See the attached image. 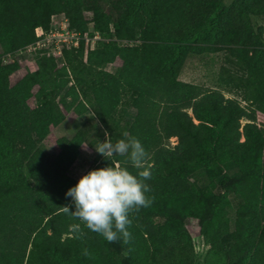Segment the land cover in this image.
<instances>
[{
    "label": "trees",
    "instance_id": "16d2710c",
    "mask_svg": "<svg viewBox=\"0 0 264 264\" xmlns=\"http://www.w3.org/2000/svg\"><path fill=\"white\" fill-rule=\"evenodd\" d=\"M86 11L102 36L95 48L37 51L36 68L11 81L21 64L7 53L59 13L89 31ZM251 15H264V0H0V264H199L192 224L209 246L205 264H264V26ZM220 52L215 87L180 79L190 55ZM89 110L111 142L124 132L142 142L154 202L130 213L128 243L82 224V239L49 236L41 261L40 231L18 211L37 201L49 217L71 198L87 133L48 137L69 112ZM112 160L137 171L126 156ZM111 164L99 153L89 171Z\"/></svg>",
    "mask_w": 264,
    "mask_h": 264
},
{
    "label": "clouds",
    "instance_id": "9594fccd",
    "mask_svg": "<svg viewBox=\"0 0 264 264\" xmlns=\"http://www.w3.org/2000/svg\"><path fill=\"white\" fill-rule=\"evenodd\" d=\"M108 137L107 132L105 133ZM121 139L113 143L108 138L95 146L98 153L110 158L112 164L95 168L82 175L78 183L70 187L66 196L72 198L75 210L64 206V212L81 223H74L69 230L74 238L82 239V224L88 230L101 235L109 243L123 238L124 243L131 239L129 226L130 213L148 208L154 202V196L148 195L151 187L150 155L136 136L124 132ZM114 155L126 156L131 166L137 169L133 174L127 166L112 160ZM84 255H89L85 249Z\"/></svg>",
    "mask_w": 264,
    "mask_h": 264
},
{
    "label": "rangeland",
    "instance_id": "374dc122",
    "mask_svg": "<svg viewBox=\"0 0 264 264\" xmlns=\"http://www.w3.org/2000/svg\"><path fill=\"white\" fill-rule=\"evenodd\" d=\"M231 1L232 0H225L226 3H230ZM85 15L90 21L89 26L91 29H89V31H92V12L86 11ZM62 16L63 13L56 14L54 19H51V23L55 26L62 24ZM251 21L255 29L260 25L264 26V15H251ZM222 54L223 53L220 52L190 55L180 73V79L215 87L217 84L218 72L222 63ZM17 58L20 60L21 68L11 76V81L13 83L18 78L25 75L28 70H34L36 68L33 55L25 53L23 55H18ZM59 63L62 64V61ZM119 63L120 61L118 60L116 63L108 65L107 69L115 70ZM32 103L34 104V101H32ZM257 121L264 124L263 113H258ZM102 131L104 135L102 134ZM77 133H81L84 140L87 133L86 140L81 149L80 158H78L70 170L71 175L77 176L79 180L82 175L89 171L90 165L96 158L95 155L97 151L95 146L103 142L107 137L105 135V129L102 127L94 113L89 110L82 114H78L76 111L69 112L67 118L61 124L52 128L48 140L50 143L55 144L59 137H73ZM171 142L172 144H175L176 138H172ZM64 206H69L71 211L75 210V205L72 202V198H70L58 212L49 217H45L44 212L37 201H32L18 211L20 216L31 220L36 225V232L40 231L36 244V259L43 260L40 257L41 248L49 244V236H52L58 241L64 240L70 234L69 226L80 222L66 214L64 212ZM189 230L195 249V261L199 264H205L207 260L211 258L208 253L209 246L195 224H192L189 227Z\"/></svg>",
    "mask_w": 264,
    "mask_h": 264
},
{
    "label": "built area",
    "instance_id": "2783aa9c",
    "mask_svg": "<svg viewBox=\"0 0 264 264\" xmlns=\"http://www.w3.org/2000/svg\"><path fill=\"white\" fill-rule=\"evenodd\" d=\"M52 16V20L54 19ZM62 24L55 26L51 23L50 29L46 30L41 26L35 28L36 40L14 53H7L3 60L5 63L9 61L17 60L20 63L18 55H23L29 53L30 55H35L37 51L46 53L48 56L56 57L60 59L63 53V46L66 44L68 46H79L81 40H84L86 51L88 49H93L99 39L102 38L99 31H94L91 35L90 31H86L81 34L80 32L70 28L68 23V18L63 13ZM64 61L62 62V64Z\"/></svg>",
    "mask_w": 264,
    "mask_h": 264
},
{
    "label": "crops",
    "instance_id": "0c3cea01",
    "mask_svg": "<svg viewBox=\"0 0 264 264\" xmlns=\"http://www.w3.org/2000/svg\"><path fill=\"white\" fill-rule=\"evenodd\" d=\"M81 146H82V145H81ZM81 146H80V149H81ZM98 154H99V153L97 152L96 155H95V157H96ZM78 158H80V155H79ZM77 160H78V159H77ZM77 160H76V161H77ZM76 161H75V162H76ZM73 165H74V164H73ZM73 165H72V167H73ZM72 167H71V169H72ZM71 169H70V170H71ZM69 173H70V171H69ZM70 174H71V173H70ZM73 177L78 181L77 176H73ZM27 257H28V256H27Z\"/></svg>",
    "mask_w": 264,
    "mask_h": 264
}]
</instances>
